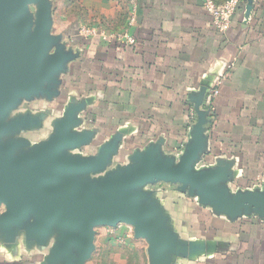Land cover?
<instances>
[{
    "label": "crops",
    "instance_id": "1",
    "mask_svg": "<svg viewBox=\"0 0 264 264\" xmlns=\"http://www.w3.org/2000/svg\"><path fill=\"white\" fill-rule=\"evenodd\" d=\"M79 1L98 16L90 26L106 22L135 43L85 38L76 24L58 32L52 27L76 57L58 94L32 101L33 114L44 115L43 130L73 111L72 130L91 138L72 154L94 157L111 149L99 178L132 164L148 147L177 163L191 141L197 110L206 120L197 169L222 170L230 196L264 195V0H242L225 33L212 26L201 0ZM39 102L45 107H36ZM145 190L150 198L165 194L157 204L184 250L170 254V264H264V213L218 214L173 184ZM104 228L111 229H95L94 250L84 264L95 259L98 238L125 250L110 264H151L147 241L136 238L132 227L123 243ZM55 245L54 237L39 240L24 228H0V264H64Z\"/></svg>",
    "mask_w": 264,
    "mask_h": 264
},
{
    "label": "water",
    "instance_id": "2",
    "mask_svg": "<svg viewBox=\"0 0 264 264\" xmlns=\"http://www.w3.org/2000/svg\"><path fill=\"white\" fill-rule=\"evenodd\" d=\"M52 27L49 0H0L2 230L24 228L39 240L54 237L56 257L64 264H84L94 250L95 229L123 224L147 241L151 264H170V254L184 250L167 226L159 198H150L147 186L177 185L200 205L231 218L250 209L263 215L264 195L230 196L222 170L197 169L206 123L197 110L191 141L177 163L148 147L132 164L99 178L95 175L104 172L111 149L104 147L94 157L73 155L91 138L90 133L72 130L73 111L54 122L50 131H43L44 115L19 113L23 103L52 100L76 57L60 36L52 35ZM39 134L43 139L38 140Z\"/></svg>",
    "mask_w": 264,
    "mask_h": 264
},
{
    "label": "rangeland",
    "instance_id": "3",
    "mask_svg": "<svg viewBox=\"0 0 264 264\" xmlns=\"http://www.w3.org/2000/svg\"><path fill=\"white\" fill-rule=\"evenodd\" d=\"M91 1V0H87ZM49 2L52 5V16H56V23L54 24L53 28L55 32H58L59 30L65 28L66 26L73 27L75 24L78 27V29L82 26H90L97 22L98 16L95 12H93L90 9L84 8L79 0H49ZM102 21V20H99ZM106 22L102 23L105 24ZM107 25V24H105ZM23 103V102H22ZM32 102L29 103H23L21 107L18 109V112L20 113H32L35 105ZM36 107H45L43 102L36 103ZM41 129V128H40ZM45 129V128H44ZM44 131V130H43ZM45 137L48 135V133H43ZM41 134L38 135V140L43 139L41 137ZM165 194L162 193L160 195V201L163 203L165 202L164 199ZM167 198V195H166ZM105 232V228L103 229ZM107 232V230H106ZM109 235L111 234L110 229L107 232ZM108 235V238H109ZM111 236V235H110ZM97 253L95 254V259L93 261H90L89 264H110V258H115L118 255L124 253V248L122 246H118L116 243H103L98 238L97 239ZM139 249V248H138ZM124 256V254H122ZM96 262V263H95Z\"/></svg>",
    "mask_w": 264,
    "mask_h": 264
},
{
    "label": "built area",
    "instance_id": "4",
    "mask_svg": "<svg viewBox=\"0 0 264 264\" xmlns=\"http://www.w3.org/2000/svg\"><path fill=\"white\" fill-rule=\"evenodd\" d=\"M202 6L210 16L212 26L220 33H225L231 23V17L240 5L242 0H225L223 3H217L215 0H201ZM134 19H131L133 22ZM79 34L85 38L97 37L102 42H117L126 45H133L135 39L127 32H113L105 25L82 26L79 28ZM216 95V92H214ZM193 117V115H191ZM4 212V206L0 205V215ZM111 236L115 237L119 243H123L124 238L129 234V226L120 224L110 229ZM123 233V234H121Z\"/></svg>",
    "mask_w": 264,
    "mask_h": 264
},
{
    "label": "trees",
    "instance_id": "5",
    "mask_svg": "<svg viewBox=\"0 0 264 264\" xmlns=\"http://www.w3.org/2000/svg\"><path fill=\"white\" fill-rule=\"evenodd\" d=\"M103 25H105V24H103ZM105 26H107V25H105Z\"/></svg>",
    "mask_w": 264,
    "mask_h": 264
}]
</instances>
